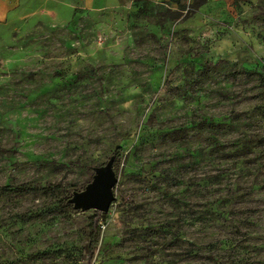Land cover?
<instances>
[{
	"label": "rangeland",
	"instance_id": "1",
	"mask_svg": "<svg viewBox=\"0 0 264 264\" xmlns=\"http://www.w3.org/2000/svg\"><path fill=\"white\" fill-rule=\"evenodd\" d=\"M189 5L0 0V264H87L109 162L91 264H264V0Z\"/></svg>",
	"mask_w": 264,
	"mask_h": 264
},
{
	"label": "water",
	"instance_id": "2",
	"mask_svg": "<svg viewBox=\"0 0 264 264\" xmlns=\"http://www.w3.org/2000/svg\"><path fill=\"white\" fill-rule=\"evenodd\" d=\"M111 166L112 162H109L104 169H97L93 181L85 190L74 194L72 202L77 208L98 213L108 211L113 201V185L116 182Z\"/></svg>",
	"mask_w": 264,
	"mask_h": 264
},
{
	"label": "trees",
	"instance_id": "3",
	"mask_svg": "<svg viewBox=\"0 0 264 264\" xmlns=\"http://www.w3.org/2000/svg\"><path fill=\"white\" fill-rule=\"evenodd\" d=\"M175 2H177L178 4V0H173ZM206 0H195L191 5H189V8L191 9L192 13H195L196 10L198 9L199 6L203 5L205 3ZM179 10L175 13L177 16L178 13L181 14V11L183 10L182 8V5L181 6H178ZM170 11L168 10V13ZM121 148H118L115 152H114V156H118L119 153L121 152ZM16 191V192H20V193H23L24 191H27V188L24 186V187H18L16 189H7V188H0V191L2 193H9L11 191ZM102 217H103V213H98V212H95L94 216L92 217V222H91V225H90V230H89V241H88V244H87V248H88V258H87V264H91V260L95 254V251H96V242H97V239L99 237V223L100 221L102 220ZM191 254V253H189ZM199 256V255H198ZM211 260H213V264H228L227 261H224L223 259H215V258H210Z\"/></svg>",
	"mask_w": 264,
	"mask_h": 264
},
{
	"label": "crops",
	"instance_id": "4",
	"mask_svg": "<svg viewBox=\"0 0 264 264\" xmlns=\"http://www.w3.org/2000/svg\"><path fill=\"white\" fill-rule=\"evenodd\" d=\"M147 3L150 4H155V5H163L168 9H172L175 11H178V6H181L182 4H192L195 0H178V4L177 2L173 1V0H143ZM229 1L231 0H206L205 3L203 5H201L200 7H198V10L196 11V14L194 15V18L192 20H194L196 17H202V19L204 18V20H210V16H208V12L211 9H226ZM252 1V0H250ZM221 13H223L220 10ZM220 12H217V14L215 15H221L219 14Z\"/></svg>",
	"mask_w": 264,
	"mask_h": 264
}]
</instances>
